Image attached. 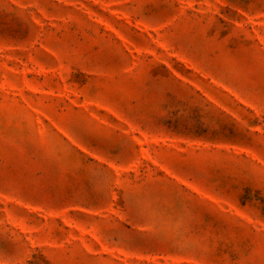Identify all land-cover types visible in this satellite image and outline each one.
<instances>
[{
	"label": "rangeland",
	"instance_id": "obj_1",
	"mask_svg": "<svg viewBox=\"0 0 264 264\" xmlns=\"http://www.w3.org/2000/svg\"><path fill=\"white\" fill-rule=\"evenodd\" d=\"M0 264H264V0H0Z\"/></svg>",
	"mask_w": 264,
	"mask_h": 264
}]
</instances>
